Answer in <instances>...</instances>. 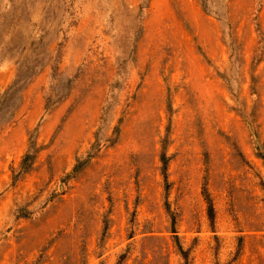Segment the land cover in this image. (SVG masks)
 I'll return each mask as SVG.
<instances>
[{
  "label": "rangeland",
  "instance_id": "rangeland-1",
  "mask_svg": "<svg viewBox=\"0 0 264 264\" xmlns=\"http://www.w3.org/2000/svg\"><path fill=\"white\" fill-rule=\"evenodd\" d=\"M0 264H264V0H0Z\"/></svg>",
  "mask_w": 264,
  "mask_h": 264
}]
</instances>
